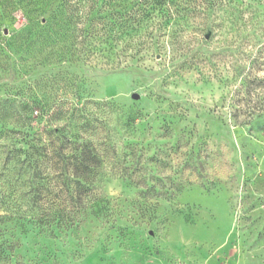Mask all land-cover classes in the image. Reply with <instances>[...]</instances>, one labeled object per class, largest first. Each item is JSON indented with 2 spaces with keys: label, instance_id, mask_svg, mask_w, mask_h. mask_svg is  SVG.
<instances>
[{
  "label": "rangeland",
  "instance_id": "obj_1",
  "mask_svg": "<svg viewBox=\"0 0 264 264\" xmlns=\"http://www.w3.org/2000/svg\"><path fill=\"white\" fill-rule=\"evenodd\" d=\"M0 43V99L121 109L84 136L110 147L100 211L66 174L80 229L31 230L0 264H264V0H0Z\"/></svg>",
  "mask_w": 264,
  "mask_h": 264
},
{
  "label": "trees",
  "instance_id": "obj_2",
  "mask_svg": "<svg viewBox=\"0 0 264 264\" xmlns=\"http://www.w3.org/2000/svg\"><path fill=\"white\" fill-rule=\"evenodd\" d=\"M61 18L49 16V21L39 27L38 37L43 34L39 49L47 46L44 51L52 50L50 45L57 39L55 33ZM126 22L127 19L121 21ZM84 31L85 27L80 30V40H76L81 55L89 53L94 40L101 37L90 33L85 38ZM104 35L109 38L106 31ZM24 41L26 46H32L37 38L27 33ZM4 49L5 45L0 43V52ZM75 100L50 104L43 99H0V261L4 263L19 254L20 240L31 230H36L38 237L56 238L64 231L80 229V214L85 209L75 207L66 211L60 206L59 195L70 191L66 174L72 177L74 188L88 192L90 208L96 207L97 212L103 206L97 205L102 186L98 174L110 147L105 141L103 148L97 147L84 136L101 131L98 116L121 109L104 99L81 100L77 94ZM52 123L56 124L52 127Z\"/></svg>",
  "mask_w": 264,
  "mask_h": 264
},
{
  "label": "water",
  "instance_id": "obj_3",
  "mask_svg": "<svg viewBox=\"0 0 264 264\" xmlns=\"http://www.w3.org/2000/svg\"><path fill=\"white\" fill-rule=\"evenodd\" d=\"M206 37H208V34H206ZM131 96H132V98H138V94L137 93H133Z\"/></svg>",
  "mask_w": 264,
  "mask_h": 264
}]
</instances>
